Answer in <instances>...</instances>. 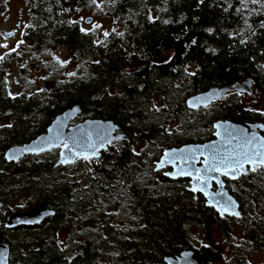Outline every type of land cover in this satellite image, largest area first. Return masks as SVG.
I'll return each mask as SVG.
<instances>
[{
  "label": "trees",
  "instance_id": "obj_1",
  "mask_svg": "<svg viewBox=\"0 0 264 264\" xmlns=\"http://www.w3.org/2000/svg\"><path fill=\"white\" fill-rule=\"evenodd\" d=\"M93 5L113 19L114 29L99 40L75 18L80 8ZM22 35V74L43 67L51 78L55 64L46 66L36 52L54 45L79 57L81 69L55 82L40 77L39 91L27 84L12 95L7 77L15 58L0 59V157L43 133L72 104L80 106L79 117L114 121L122 138L99 157H79L68 166L53 164L56 149L10 162L3 156L0 198L9 209L15 198L25 200L22 210L11 213L31 208L32 201L53 211L36 223L4 226L9 264L157 263L185 249L197 251L188 228L210 221L230 250L226 264H249L247 253L264 252V215L256 214L257 208L264 212V167L228 181L240 216L221 218L189 190V179H171L154 165L166 148L211 140L217 120L264 124V112L246 108L238 91L225 93L220 105L186 104L198 92L234 85L244 76L252 88L264 90V0H31ZM257 102L264 105V98ZM172 113L180 123L169 130ZM138 141L144 147L135 152ZM76 163L81 170L72 167ZM234 226L242 229L239 241Z\"/></svg>",
  "mask_w": 264,
  "mask_h": 264
},
{
  "label": "water",
  "instance_id": "obj_2",
  "mask_svg": "<svg viewBox=\"0 0 264 264\" xmlns=\"http://www.w3.org/2000/svg\"><path fill=\"white\" fill-rule=\"evenodd\" d=\"M92 18H86L85 22H90ZM11 34V35H9ZM14 35V32H4L2 33V38L11 37ZM238 91L246 95H251L252 82L249 76H244L234 85L216 87L213 86L208 90L198 92L197 94L189 97L186 101V104L191 108H199L201 106H208L215 99L224 98L225 93ZM196 100V106H190V101ZM255 103L252 106H256ZM81 114V108L78 104H72L64 109L62 112L57 114L51 122L48 124L46 130L37 135L35 138L31 139L28 142L16 143L7 148L3 154L4 159L7 162L20 160L26 154H38L44 151L51 150L53 148H60L59 156L57 160L53 163L54 165L62 164L67 165L71 163H61L63 159L73 160L83 157L84 155H89L91 158H97L100 155V151L106 149L108 144L107 141L111 139V142L116 139L122 138V134L118 132V126L114 121L109 119H100V118H83L77 120ZM214 127V138L205 142L200 143H189L181 146H174L164 149L162 156L159 161L156 163L157 168H163L165 166H172V171H169L171 175H168L171 178L178 177H188L191 179L189 190L192 191L194 184L198 185V182L194 180L191 176L178 175V172L181 168L187 169L188 164L182 163L179 159L180 156L187 155L191 150H196L197 154L203 153L199 156V159L195 162V167L203 170L205 164L203 163L205 156H207L214 149L218 150L221 155H226L229 152H239L244 149L241 147L245 145L247 139L251 138L255 134L257 140L253 143H264V137L261 134V131L264 130V124L262 122H246L239 118H229L217 120L213 123ZM91 135V140L94 142L99 150L96 156H91L92 149L89 147L88 136ZM103 142V146L101 145ZM63 143H68L70 145L69 149L63 148ZM75 143V147H72ZM25 148L37 149L36 151H24ZM40 148H43L44 151H39ZM173 151L177 154V159L175 163L168 162L161 165L162 160H169V157L165 156V153H172ZM76 152H80L81 155L77 157ZM13 157V158H9ZM246 166V165H245ZM246 169V167H245ZM202 175L216 176L217 180H210L209 185L206 189L211 195H205L204 192L197 191L203 195L205 198V205L207 208H213L220 217L228 216H240L239 203L231 195L228 189L225 187V182L222 180L224 175L219 173H203ZM226 178L232 179L231 174L224 176ZM2 181L0 180V185ZM215 183L216 188L212 189V185ZM223 192L226 194V197H230L233 201L234 207H230L229 210L223 214L219 210L221 205L224 203V198L217 196V193ZM215 197V198H213ZM225 197V198H226ZM219 201V203H217ZM2 202L0 201V208ZM233 212L239 213V215H233ZM53 211L47 209L46 207H31L23 212H16L10 214L3 221L0 218V264H9V245L4 241L2 236V226L10 227L19 224H28L34 223L41 220L42 217L48 214H52ZM213 222H208L207 225H211ZM205 227L204 236L207 241L210 243L211 247L215 248L217 252H207V253H197L192 249H185L180 252L176 257H165L162 262L151 264H207L204 261L211 262L220 258L222 253V246L215 245L214 239L210 236V227ZM218 258H211V255L217 254ZM210 255V258L207 256Z\"/></svg>",
  "mask_w": 264,
  "mask_h": 264
},
{
  "label": "rangeland",
  "instance_id": "obj_3",
  "mask_svg": "<svg viewBox=\"0 0 264 264\" xmlns=\"http://www.w3.org/2000/svg\"><path fill=\"white\" fill-rule=\"evenodd\" d=\"M95 1H96V4H99L101 0H95ZM30 5H31V0H0V56L3 57L6 54H10L12 55L13 58H15L8 71V77H7L9 93L12 95L19 94L20 92H22L27 86V84H30V86L27 87L29 88V91H35V90L39 91L40 90V83H39L40 77L41 78L43 77L42 81L51 79L53 82H55L57 78H60V79L73 78L75 77L77 73L80 72V69H81L79 57L73 58L72 54L67 48L61 45H54V46H45L40 51L36 52V57H37L36 59H38L39 56L43 57L42 60L44 59L46 66L55 64L54 66H56V70L53 73L51 78H48L49 75L47 73L45 74L43 67L36 68L34 66L31 68V70L28 73L26 74L21 73L20 67L26 65V53H27V49H25L24 47L25 43H24V37L22 35V31H23L25 24L29 20ZM89 17L92 18L90 22L88 23L85 22V19ZM75 18L79 20L81 28L84 29L85 32L91 33L93 36H95L97 40L103 39L106 36L105 33L108 34L111 30L114 29L113 19L109 16H104L98 13V8L96 7V5L87 6L85 8H80L78 12L76 13ZM96 25H98L99 27H94ZM14 30H16V34L13 37L5 38V39L2 38V33L14 31ZM17 52L21 53V58L19 57V59L16 58ZM34 53L35 51H33V54ZM165 55H168V54L165 53ZM262 64L263 66H261L260 69L264 70V62ZM257 95L255 94L254 95L255 97L253 98H247L246 96H242L240 100L243 104H248L247 102L249 101L252 102L255 99H257ZM221 101L222 100L218 99L213 104L216 103L220 105L222 103ZM257 107H258V110H257L258 113L264 112V105L262 103ZM199 113L203 115L207 114L206 111L204 110L199 111ZM81 119H83V117L77 118V120H81ZM179 123H180V117L177 116L176 113L174 114L172 113V118L169 119V122L165 125V128L168 129L169 127L170 128L169 130H172L178 127ZM114 141L115 140H113L112 142ZM132 146L134 148L133 150H135L136 152V151H140L144 147V144L143 142L141 143L140 141H138V142H135ZM57 152L58 151H55L54 155ZM2 159H3V156L2 158L0 157V160ZM159 159L158 157L155 158L154 165L157 170L159 169L164 170L163 168H165L166 166L163 168H157L156 166V163L159 161ZM77 166L78 165L76 163L72 167H76L77 170H81ZM90 169L91 168H89V170ZM163 172H165V170ZM66 173L72 176L74 179L80 178L78 175H76V170L75 171L68 170V172ZM178 178H171V179H178ZM193 193H199V192H193ZM0 195H1V190H0ZM19 199L15 198L14 201H10V203L8 202L9 207H10L9 209L8 206H6L3 200L0 198V201H2L3 203V205L0 208V218L3 221L6 219V217L12 214L11 213L12 211H16L17 208H22L25 206V203H18ZM204 203H205V198H204ZM257 205L258 207L259 206L261 207L262 203L260 201H257ZM208 209H212L213 212L217 214V212L213 208H208ZM257 209L260 210V208H257ZM258 210L256 211V214L260 213L264 215V212L258 211ZM210 222H213V221H210ZM213 224L214 222L211 225L209 224L207 225L208 227H210V236L213 239H215L217 244L222 245L224 248V251H222L221 253L220 260L217 262H214V264H226L231 253H230V250L225 245L224 236L222 235V232L219 231V227L216 224L215 225ZM19 225H25V224H19ZM1 228H2V233L4 234V229H3L4 226H2ZM188 230H189V234L192 240L193 241L195 240V243H194L195 247H201V246L208 245V242L204 237L205 228L202 223L201 225L197 223L192 224L189 226ZM231 231L234 235L235 240L239 241V238L242 237V229H240L237 226H234ZM61 234H65V232H61ZM61 243L65 244V241L62 240ZM211 258H215V259L218 258V253L211 255ZM246 259L249 264H264V252L260 250L252 251L246 254ZM108 260L111 261L110 259Z\"/></svg>",
  "mask_w": 264,
  "mask_h": 264
},
{
  "label": "snow or ice",
  "instance_id": "obj_4",
  "mask_svg": "<svg viewBox=\"0 0 264 264\" xmlns=\"http://www.w3.org/2000/svg\"><path fill=\"white\" fill-rule=\"evenodd\" d=\"M94 27H99L98 25ZM84 31V29H81ZM11 35V34H9ZM107 36V33H105ZM14 51V49H13ZM0 59H3V57H0ZM190 106H196V100L190 101ZM10 127V125H9ZM257 138L255 134L252 135L251 138L247 139L245 145H242L241 147L244 149L243 151L239 152H229L226 155H221L218 150H213L210 152L207 156H205L203 163L205 164V168L203 170L195 167V162L199 159L200 155H203V153L197 154L196 150H191L189 154L180 156L179 159L182 163L188 164V168H181L178 172V175L183 176H191L194 178L195 181L198 182L197 184H194L192 187L193 192H204L205 195H211L206 191L209 181L210 180H217L218 178L216 176H208V175H202L203 173H219L220 175L228 176L231 174L232 179H238L240 175H246L248 169H245V165H250V170L252 172H255L258 168L264 167V143H260L257 141V143H253V141H256ZM89 141V147L92 149L91 156H96L98 153V146L92 142L91 135L88 136ZM108 143H111V139L107 141ZM103 146V142H101V145ZM72 147H75V143H73ZM63 148L69 149L70 145L68 143H63ZM37 149L32 148H25L24 151H36ZM39 151H44L43 148H40ZM75 155L79 157L81 155L80 152H76ZM166 157H169V160H162L161 165L173 162L175 163V160L177 159V154L175 151L172 153H165ZM13 158V157H9ZM85 160H89L91 157L89 155H84L82 157ZM74 162L73 160L63 159L61 163H71ZM166 175H171L170 173H165ZM217 196H220L221 198H224V203L220 207L221 214L227 212L230 207H234L233 201L230 197H226V194L223 192L217 193ZM226 197V198H225ZM215 198V197H213ZM219 203V201H217ZM233 215H239L237 212H233Z\"/></svg>",
  "mask_w": 264,
  "mask_h": 264
},
{
  "label": "flooded vegetation",
  "instance_id": "obj_5",
  "mask_svg": "<svg viewBox=\"0 0 264 264\" xmlns=\"http://www.w3.org/2000/svg\"><path fill=\"white\" fill-rule=\"evenodd\" d=\"M252 90H253V93L251 94V95H246V94H244V93H241L240 92V95H242V96H246L247 98H253V97H255L254 95L256 94H258L257 95V99H255L254 101H252V102H247L248 104H246V108H248V109H250V110H252V109H257L258 107V105H256V106H251V105H253V104H255V103H257V101H259V104H260V102H261V100H262V98H264V90H258V89H256L255 87L254 88H252ZM258 90V91H257ZM262 93V94H261ZM216 100L217 99H215V100H213L212 102H216ZM211 102V103H212ZM229 118H232V117H229ZM244 121V120H243ZM246 122H249V121H246ZM256 122H260V121H256ZM263 132H264V130L263 131H261V134H262V136L264 137V134H263ZM213 138H214V132H213ZM212 138V139H213ZM57 150L58 152H57V155H56V158H55V160L54 161H56L57 160V158H58V156H59V150H60V148H53V149H51V150ZM51 150H48V151H51ZM48 151H44V152H41V153H38V154H44V153H46V152H48ZM58 165H61V166H68V165H71V164H67V165H62V164H58ZM246 167V169H248V171H247V173H249L251 170H250V168H251V166L250 165H246L245 166ZM164 170H165V173H167V172H169V171H172V169H173V167L172 166H166L165 168H163ZM180 178H187V179H189V182L191 181V179L190 178H188V177H180ZM222 180L225 182V187L226 188H228L227 186H228V181H235V180H238V179H229V178H226V177H222ZM216 188V185H215V183H213V185H212V189H215ZM25 200H21V201H19L20 203H22V202H24ZM41 206H43L42 204H40ZM36 206V204H33V201H32V205H31V207H35ZM38 206V205H37ZM40 206V207H41ZM19 209H21L22 210V208H19ZM214 222V221H213ZM215 224V223H214ZM213 224V225H214ZM64 232V231H63ZM205 233V232H204ZM206 239V238H205ZM207 240V239H206ZM215 240V239H214ZM208 242V241H207ZM214 244L215 245H219V246H222V245H220V244H217V242L216 241H214ZM222 248H223V246H222ZM195 251V250H194ZM222 251H224V248H223V250ZM195 252H197V253H207V252H217V250L215 249V248H213V247H211V245H210V243L208 242V245H205V246H201V247H198L197 248V251H195ZM221 258V257H220ZM220 258H218V259H216L215 261H211V262H207V261H204V263H207V264H214V262H217V261H219L220 260ZM163 261V260H162ZM161 261V262H162ZM157 263H159V262H157Z\"/></svg>",
  "mask_w": 264,
  "mask_h": 264
},
{
  "label": "bare ground",
  "instance_id": "obj_6",
  "mask_svg": "<svg viewBox=\"0 0 264 264\" xmlns=\"http://www.w3.org/2000/svg\"><path fill=\"white\" fill-rule=\"evenodd\" d=\"M206 227H207V224H206ZM207 257L210 258V255H208ZM210 259H212V258H210Z\"/></svg>",
  "mask_w": 264,
  "mask_h": 264
}]
</instances>
